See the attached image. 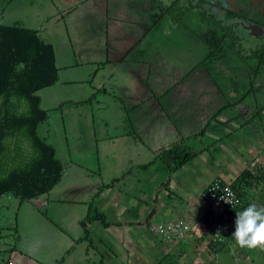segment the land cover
Returning a JSON list of instances; mask_svg holds the SVG:
<instances>
[{
  "label": "crops",
  "instance_id": "crops-1",
  "mask_svg": "<svg viewBox=\"0 0 264 264\" xmlns=\"http://www.w3.org/2000/svg\"><path fill=\"white\" fill-rule=\"evenodd\" d=\"M134 2L5 0L3 15L6 13L15 18V23L25 26L34 22L27 27L37 29L45 41L53 44L57 65L58 49L64 51L60 55L59 81L63 68L66 82L81 83L95 80L103 69L110 80L124 87L133 108L149 106L154 99L160 104V112H153V104L151 112H136L129 132V114L117 115V130L98 137L115 147L119 172L129 171L122 180L104 188L92 201L98 188L107 182L103 178L90 180L92 159L88 163L71 161L76 167L71 170L70 163L60 158L65 164L63 178L50 192L36 197L38 205L34 210L40 214L44 202L49 213L64 221L66 236L58 245V258L66 254L65 263L69 264L92 261L88 248L81 247L89 240L80 239L84 233L81 221L88 217L92 218L87 223L93 241L90 244L97 250L99 264H250L249 256L256 264L252 253L241 251L244 248L231 253L228 247L233 240L225 247V243H210L200 226L208 209L201 192L215 178L232 182L245 168L256 172L264 166V112H235L244 98L233 104L250 89L259 92L262 83L255 79L251 85L245 65L234 74L227 65L230 51L225 50L216 61L210 60L211 49L196 32L177 26L165 34L161 24L151 26ZM62 20L66 24L60 32L57 26ZM45 22L56 23L49 28L44 27ZM93 60L102 63L96 69L84 66ZM85 67H93L94 71ZM75 69H84L80 79L70 72ZM252 69L254 74L259 71L258 65ZM229 75L231 78L227 79ZM241 84H247V89L237 90ZM260 107L256 105L257 109ZM216 114L210 127L200 133ZM248 119L249 123L240 126ZM75 134L82 137L83 131ZM179 142L197 152V156L169 173L166 163L154 160L160 149ZM103 148L109 146L105 144ZM150 162L153 163L149 167H142ZM101 164L100 160L94 165ZM65 177L69 181L63 184ZM23 202L14 194L0 197V232L8 228L9 222L19 232ZM4 208L12 213L11 221V214L4 215ZM99 214L107 224L96 218ZM169 221L183 222L191 231L179 241H162L150 231L151 225ZM1 242L0 238V245Z\"/></svg>",
  "mask_w": 264,
  "mask_h": 264
},
{
  "label": "rangeland",
  "instance_id": "rangeland-1",
  "mask_svg": "<svg viewBox=\"0 0 264 264\" xmlns=\"http://www.w3.org/2000/svg\"><path fill=\"white\" fill-rule=\"evenodd\" d=\"M42 1L43 0H41V2ZM6 7L7 4H5V0H0V24L11 25L15 23V18L7 17L6 13L3 15ZM33 23L34 22L29 21L26 23V26L33 25ZM55 23L45 22L44 27L46 25L49 26V28L52 26L54 27ZM59 24L60 26L57 27L60 32H63L66 23L62 20ZM35 25L37 24L35 23ZM162 26L164 27L163 31L165 34L168 33L167 30L174 29L171 27V23L163 24ZM190 27L195 34L194 25L191 24ZM58 53L60 65V55L65 53L61 48L58 49ZM239 53L243 56L241 50ZM228 57V67L233 69L234 74H237L240 70L239 67L244 65V60L231 52H229ZM216 58L212 57L210 60L216 61ZM87 62L84 66H95L94 69L98 68L102 63L99 61L94 62V60L92 62ZM214 64H216V62ZM85 68L94 71L93 67ZM83 70L84 69H75L70 72L74 73L75 79H80L84 72ZM102 70L103 69L99 70V73L95 76V80H88L81 83L80 80L78 82H66V78H64L65 70L63 68L61 71V80H58L54 85L46 87L39 92L43 99L42 106L49 112V120L40 125L39 133L49 143L55 146L57 156L63 159L64 162L82 161L88 163L87 161L92 159L91 164L94 170L90 180H92L93 177V179L97 178L96 180L103 178L107 181L106 183H110L116 178L121 177L125 172L122 173L118 170L116 150L115 147L112 146V143L104 139H98V137L100 138L104 133L112 134L115 132V129L117 130V115L121 113L127 112L129 114L126 122L128 128L127 132H129L131 131L130 120L133 121L135 119L134 115L136 112H151V108L153 107L151 106L152 104L155 106L153 112H160V110H158L159 107L157 105L159 102L156 99L151 100L149 106L133 108V104H131L130 99L127 98V94L124 91V87L115 84V81L110 80L108 75H105ZM230 78L229 75L227 79ZM261 83L262 89L257 93L252 90L253 93L248 94L244 98V103L236 107L235 112H258L256 105H264V82ZM245 85L247 84H241L237 87V90H246L247 88ZM104 86L107 90H105ZM237 93L241 94L240 92ZM56 97H58L57 101H55ZM262 112H264V110ZM262 120L261 130L264 131V119ZM134 126L137 125L134 123ZM82 128H85V130H82ZM234 129H237V126H234ZM248 130L250 131L251 129L248 128ZM77 131H83V136L77 137L75 134ZM105 144L109 146L108 149L103 148ZM100 160L102 161L100 166L94 165ZM70 165L68 168H71V170L76 168L75 164L70 163ZM218 167H224V165H219ZM235 168L237 169V166H235ZM68 181L69 178L65 177L63 184ZM259 191L258 188L252 190V197L257 204H261L263 201V198L259 196ZM52 194L51 196H54V193ZM41 200L42 197L40 198V201ZM37 205L38 198L31 201L25 200L23 202V210L18 220L20 225L19 232L15 231L16 228L14 227L16 225L11 224V222L7 224L8 228L6 230H1L0 264H69L65 263L66 254L58 258L60 255L58 245L62 243V237L66 236L64 235L66 231L63 228L65 227L63 226L64 221L62 222V220L54 216L52 212L49 213L48 206L44 202L41 204L43 206L40 208V214L37 213L34 210V206ZM3 210L4 215L7 213L8 215L11 214V221L12 213L7 212L6 208ZM12 222L14 223V219ZM82 234L84 235V233ZM230 245L231 246L228 248L231 249V253L240 251L235 241H231ZM81 247H83L82 249L84 250L88 248L91 254L90 257L92 258L90 264H94L96 259L97 264H99L97 250L95 251L94 247L91 246L90 241L84 243ZM244 249L245 251H241L250 252L252 253V257L257 259L256 264H264V248ZM224 251L228 252L226 249ZM251 260L249 256L248 262H250V264H255Z\"/></svg>",
  "mask_w": 264,
  "mask_h": 264
},
{
  "label": "trees",
  "instance_id": "trees-1",
  "mask_svg": "<svg viewBox=\"0 0 264 264\" xmlns=\"http://www.w3.org/2000/svg\"><path fill=\"white\" fill-rule=\"evenodd\" d=\"M200 36L208 42L211 49L209 58L222 57L225 50L216 36ZM236 55L242 56L239 52H236ZM205 61L206 59L203 63ZM256 76L255 73L251 85ZM58 80L59 67L52 43L45 41L37 29L20 23L0 24V197L14 194L21 201L33 199L50 192L63 178L64 162L57 156L55 146L39 133L40 125L49 120V112L42 106L39 92L54 85ZM252 90L233 104L251 94L254 91ZM263 110L264 105L258 108V112ZM216 116L217 114L209 120L200 133L210 127ZM251 119L240 126L249 123ZM196 156L197 152L179 142L169 148L160 149L154 161L162 160L167 164L169 173H172ZM153 162L143 164L142 167H149ZM128 172L110 183L101 185L92 201L104 188L113 187ZM231 183L241 201L237 211H242L249 203L254 202V188L260 189L259 196L263 198L258 205H264V166L259 167L256 172L245 168ZM96 218L107 224L102 214ZM235 219L231 231L220 241L210 242L213 246L225 243V247L231 240L235 241L232 236L235 231ZM90 220L92 218L88 217L81 221L84 235L80 239H88L92 244V237L87 229Z\"/></svg>",
  "mask_w": 264,
  "mask_h": 264
},
{
  "label": "flooded vegetation",
  "instance_id": "flooded-vegetation-1",
  "mask_svg": "<svg viewBox=\"0 0 264 264\" xmlns=\"http://www.w3.org/2000/svg\"><path fill=\"white\" fill-rule=\"evenodd\" d=\"M134 1L153 27L171 23L193 31V24L196 33L216 36L223 50H241L247 78L253 79L252 66L258 65L255 79L264 82V0Z\"/></svg>",
  "mask_w": 264,
  "mask_h": 264
},
{
  "label": "built area",
  "instance_id": "built-area-1",
  "mask_svg": "<svg viewBox=\"0 0 264 264\" xmlns=\"http://www.w3.org/2000/svg\"><path fill=\"white\" fill-rule=\"evenodd\" d=\"M201 198L207 203L208 209L203 214L200 226L210 242H218L231 231L241 201L232 183L220 177L207 184L201 192ZM150 231L162 241H179L191 231V227L183 222L169 221L151 225Z\"/></svg>",
  "mask_w": 264,
  "mask_h": 264
},
{
  "label": "clouds",
  "instance_id": "clouds-1",
  "mask_svg": "<svg viewBox=\"0 0 264 264\" xmlns=\"http://www.w3.org/2000/svg\"><path fill=\"white\" fill-rule=\"evenodd\" d=\"M232 236L241 248H264V205L252 202L237 211Z\"/></svg>",
  "mask_w": 264,
  "mask_h": 264
}]
</instances>
